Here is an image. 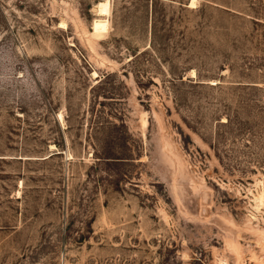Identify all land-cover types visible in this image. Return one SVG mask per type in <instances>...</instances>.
I'll list each match as a JSON object with an SVG mask.
<instances>
[{
	"label": "rangeland",
	"instance_id": "374dc122",
	"mask_svg": "<svg viewBox=\"0 0 264 264\" xmlns=\"http://www.w3.org/2000/svg\"><path fill=\"white\" fill-rule=\"evenodd\" d=\"M0 0V264H264V0Z\"/></svg>",
	"mask_w": 264,
	"mask_h": 264
},
{
	"label": "bare ground",
	"instance_id": "6f19581e",
	"mask_svg": "<svg viewBox=\"0 0 264 264\" xmlns=\"http://www.w3.org/2000/svg\"><path fill=\"white\" fill-rule=\"evenodd\" d=\"M109 0L102 1L98 4V13L99 15L106 16L109 12Z\"/></svg>",
	"mask_w": 264,
	"mask_h": 264
}]
</instances>
